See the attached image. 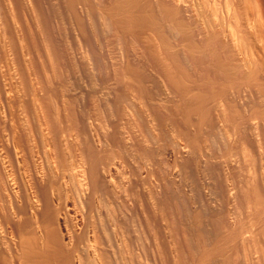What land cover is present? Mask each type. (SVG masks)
Segmentation results:
<instances>
[{
  "label": "bare ground",
  "instance_id": "obj_1",
  "mask_svg": "<svg viewBox=\"0 0 264 264\" xmlns=\"http://www.w3.org/2000/svg\"><path fill=\"white\" fill-rule=\"evenodd\" d=\"M0 264H264V0H0Z\"/></svg>",
  "mask_w": 264,
  "mask_h": 264
},
{
  "label": "rangeland",
  "instance_id": "obj_2",
  "mask_svg": "<svg viewBox=\"0 0 264 264\" xmlns=\"http://www.w3.org/2000/svg\"><path fill=\"white\" fill-rule=\"evenodd\" d=\"M92 26L94 30L97 32L95 34V40L97 43L103 44V50L107 53L114 54L116 51H118L115 43L111 38H108V32L103 29V31L100 29L101 25V11L96 10L93 13V19H92ZM95 27H98L97 30Z\"/></svg>",
  "mask_w": 264,
  "mask_h": 264
}]
</instances>
